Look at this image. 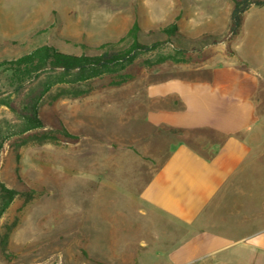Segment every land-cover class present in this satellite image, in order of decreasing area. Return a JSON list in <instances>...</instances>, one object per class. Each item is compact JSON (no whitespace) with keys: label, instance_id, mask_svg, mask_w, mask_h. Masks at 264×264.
I'll use <instances>...</instances> for the list:
<instances>
[{"label":"rangeland","instance_id":"374dc122","mask_svg":"<svg viewBox=\"0 0 264 264\" xmlns=\"http://www.w3.org/2000/svg\"><path fill=\"white\" fill-rule=\"evenodd\" d=\"M231 9V0H0V63L41 46L78 57L123 50L134 23L141 44L160 43L120 66L38 71L22 87L0 69V182L41 193L25 206L14 199L1 214L0 233L18 223L0 264H155L162 251L150 250L142 262L135 233L100 219L103 173L112 168L118 179V151L150 135L135 120L150 87L236 55L235 38L226 41ZM255 20L264 22V7L243 15L251 29ZM173 23L178 34L160 33ZM242 32L237 53L263 60L264 27ZM48 132L55 139L38 142ZM90 209L96 213L87 215Z\"/></svg>","mask_w":264,"mask_h":264},{"label":"crops","instance_id":"0c3cea01","mask_svg":"<svg viewBox=\"0 0 264 264\" xmlns=\"http://www.w3.org/2000/svg\"><path fill=\"white\" fill-rule=\"evenodd\" d=\"M253 22L232 58L147 90L150 135L118 151V179L103 173L99 217L135 233L142 262L264 264V59L237 53Z\"/></svg>","mask_w":264,"mask_h":264},{"label":"trees","instance_id":"16d2710c","mask_svg":"<svg viewBox=\"0 0 264 264\" xmlns=\"http://www.w3.org/2000/svg\"><path fill=\"white\" fill-rule=\"evenodd\" d=\"M232 9L229 14V26L226 33V41H230L239 34L243 24V15L251 7H264V0H231ZM162 35L173 36L178 34V26L176 24H170L165 28H159ZM140 27L138 23H134L127 33V39H129L130 45L123 50H108L102 54L94 56H74L67 54H60L54 51L52 48L46 46L36 47L29 53L22 57L10 61H3L0 63V69L5 72H10L11 81L17 87H22L25 80L32 76L34 73L43 70H55L62 69L64 72H71L76 69L79 73L84 74L89 71L102 70L117 65H122L131 62L140 53L152 51L160 45L159 42L152 43L150 45L141 44L138 40ZM165 60H172L173 57H167ZM164 60V61H165ZM240 63H243L241 60ZM244 64V63H243ZM30 121L36 126L41 124L33 118ZM63 136L74 137L67 134L65 131H61ZM52 133H42L38 142H45L54 140L55 136ZM41 193L35 190H28L24 193L17 192L12 189H8L0 182V216L6 210L7 206L19 198L22 200V206H25ZM18 219H15L12 223L4 224L0 233V250L4 256H8L9 252V238L17 226Z\"/></svg>","mask_w":264,"mask_h":264}]
</instances>
